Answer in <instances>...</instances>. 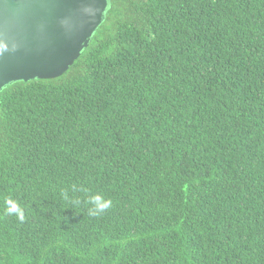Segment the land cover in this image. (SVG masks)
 Returning a JSON list of instances; mask_svg holds the SVG:
<instances>
[{
	"label": "trees",
	"instance_id": "1",
	"mask_svg": "<svg viewBox=\"0 0 264 264\" xmlns=\"http://www.w3.org/2000/svg\"><path fill=\"white\" fill-rule=\"evenodd\" d=\"M0 264H264V0H110L64 74L4 87Z\"/></svg>",
	"mask_w": 264,
	"mask_h": 264
},
{
	"label": "water",
	"instance_id": "2",
	"mask_svg": "<svg viewBox=\"0 0 264 264\" xmlns=\"http://www.w3.org/2000/svg\"><path fill=\"white\" fill-rule=\"evenodd\" d=\"M110 0H0V91L64 74L104 21Z\"/></svg>",
	"mask_w": 264,
	"mask_h": 264
},
{
	"label": "clouds",
	"instance_id": "3",
	"mask_svg": "<svg viewBox=\"0 0 264 264\" xmlns=\"http://www.w3.org/2000/svg\"><path fill=\"white\" fill-rule=\"evenodd\" d=\"M71 191L73 193L83 192L85 194L86 200L84 203L89 206L87 209L89 216H100L113 206V201L110 198H106L101 193H90L87 189L76 185L71 186ZM62 194L65 198H68V190H65ZM80 202L81 201L79 199L72 200V203L74 204H79ZM4 212L5 215L8 216L15 215L21 222L25 220L24 211L19 202L13 200L11 197H5Z\"/></svg>",
	"mask_w": 264,
	"mask_h": 264
}]
</instances>
